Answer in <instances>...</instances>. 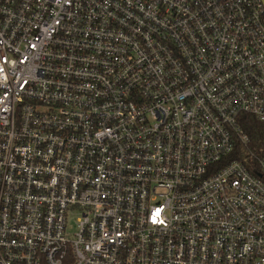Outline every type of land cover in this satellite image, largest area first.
<instances>
[{"label": "built area", "instance_id": "2783aa9c", "mask_svg": "<svg viewBox=\"0 0 264 264\" xmlns=\"http://www.w3.org/2000/svg\"><path fill=\"white\" fill-rule=\"evenodd\" d=\"M247 118L261 0H0V264H264Z\"/></svg>", "mask_w": 264, "mask_h": 264}, {"label": "trees", "instance_id": "16d2710c", "mask_svg": "<svg viewBox=\"0 0 264 264\" xmlns=\"http://www.w3.org/2000/svg\"><path fill=\"white\" fill-rule=\"evenodd\" d=\"M244 129L251 141L250 148L255 152L264 151V124H260L252 118H247Z\"/></svg>", "mask_w": 264, "mask_h": 264}, {"label": "rangeland", "instance_id": "374dc122", "mask_svg": "<svg viewBox=\"0 0 264 264\" xmlns=\"http://www.w3.org/2000/svg\"><path fill=\"white\" fill-rule=\"evenodd\" d=\"M77 213H73L72 215H69L67 218V235L69 238L73 236V234L76 233V220H77Z\"/></svg>", "mask_w": 264, "mask_h": 264}, {"label": "water", "instance_id": "95a60500", "mask_svg": "<svg viewBox=\"0 0 264 264\" xmlns=\"http://www.w3.org/2000/svg\"><path fill=\"white\" fill-rule=\"evenodd\" d=\"M262 4H264V0H261Z\"/></svg>", "mask_w": 264, "mask_h": 264}]
</instances>
